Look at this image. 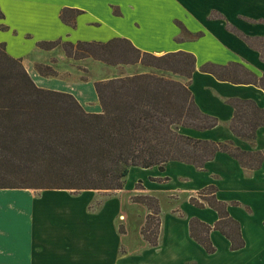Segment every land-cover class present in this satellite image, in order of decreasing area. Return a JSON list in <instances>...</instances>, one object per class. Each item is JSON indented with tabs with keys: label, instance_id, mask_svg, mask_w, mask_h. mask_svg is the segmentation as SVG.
<instances>
[{
	"label": "crops",
	"instance_id": "crops-1",
	"mask_svg": "<svg viewBox=\"0 0 264 264\" xmlns=\"http://www.w3.org/2000/svg\"><path fill=\"white\" fill-rule=\"evenodd\" d=\"M106 1L111 19L69 0H3L0 42H4L9 55L21 58L37 86L72 94L88 112L101 110L96 80L131 75L137 72L133 67L140 63H104L112 76L92 81L74 79L73 71L80 70L74 69V64L82 66L87 57H68L62 42L124 37L140 50L155 55L191 52L195 70L189 79L178 78L188 80L198 108L215 116L218 122L204 130L181 127L180 132L199 139L231 141L245 151L264 150V124L257 127L253 141L236 136L228 126L234 112L228 99H248L264 108V89L253 83L220 80L201 70L205 62H239L258 76L264 74L260 52L228 28L234 27L250 37H264V0H132L131 14H126L116 0ZM109 4L116 11H110ZM138 5L147 12L146 20H151L149 30H144L137 18H132L129 26L122 22L125 14L128 18L136 15ZM65 8L82 10L74 16L73 25L60 18ZM164 15L171 27L167 33L158 25ZM89 16L101 24H89ZM81 20L87 28L107 29V34L101 38L78 36ZM115 20L122 21L115 24ZM197 33L200 35L195 36ZM55 40L60 43L49 49L38 45ZM132 171V188L124 198L125 178ZM125 178L121 189H85L76 193L44 189L33 194L30 201L0 206V264H264V159L257 168L248 169L228 153L218 151L201 169L169 160L163 169L132 166ZM210 185L216 187V198L227 204L228 214L239 223L244 244L238 249H230L229 239L215 228L209 231L213 253H207L190 235V219L210 226L218 220L215 209L204 201L199 206L190 199L202 201L198 192ZM132 195H149L158 202L156 245L149 244L137 227L145 224L150 209L140 201L133 202ZM118 221L123 223L121 231Z\"/></svg>",
	"mask_w": 264,
	"mask_h": 264
},
{
	"label": "trees",
	"instance_id": "trees-1",
	"mask_svg": "<svg viewBox=\"0 0 264 264\" xmlns=\"http://www.w3.org/2000/svg\"><path fill=\"white\" fill-rule=\"evenodd\" d=\"M81 12L65 8L60 18L73 25L74 16ZM228 28L257 49L264 61V37ZM58 43L60 40L38 45L49 49ZM61 45L74 59L91 57L107 65L140 63L147 70L96 80L101 110L88 112L72 94L37 86L21 58L9 55L0 42V189L116 190L123 187L132 166L163 169L169 160H178L201 169L218 151L228 153L248 169L257 168L264 159V150L245 151L231 141L199 139L180 132L181 127L204 130L218 122L198 108L188 80L178 78L191 77L193 53L180 50L155 55L124 37L64 41ZM201 70L220 80L253 83L264 89V74L258 76L239 62H205ZM228 103L234 109L230 130L253 141L257 127L264 124V108L248 99L230 98ZM215 192L216 187L210 185L198 192L202 201L190 198L199 206L204 201L218 213L213 226L196 218L189 221L190 235L207 253L215 251L209 238L212 228L229 239L230 249L244 244L238 221L228 214L227 204L218 200ZM138 196L150 209L141 233L149 244L156 245L158 202L149 195Z\"/></svg>",
	"mask_w": 264,
	"mask_h": 264
},
{
	"label": "rangeland",
	"instance_id": "rangeland-1",
	"mask_svg": "<svg viewBox=\"0 0 264 264\" xmlns=\"http://www.w3.org/2000/svg\"><path fill=\"white\" fill-rule=\"evenodd\" d=\"M70 2L76 3L78 5H81L83 7H85L86 9L90 10L93 14L95 15H99L102 17H106L109 18V14L106 12V0H69ZM115 1V0H114ZM117 4L121 5L126 14H131L134 7V2L132 0H116ZM112 2V1H110ZM110 5V11H116V7L113 4H109ZM138 9L135 11L136 15L134 17H127L125 14L124 19H122V22H126V24L129 26V22L132 18H137L138 20H141L143 25H144V30H149L150 29V25H151V20H146L147 19V12L145 10H142L140 8V6H137ZM90 17V16H89ZM90 20H88L89 24H94V22H99L98 20L90 17ZM111 19V18H109ZM121 21H113V23L115 24H119L121 23ZM99 24H101V22H99ZM98 25V24H97ZM159 27L162 28V30L164 31V33H167L168 31H170L171 27L169 25V20L168 18L164 15L162 16V18L159 21ZM78 36L80 37H85V38H101L104 37L107 34V29H98V28H87L83 25V21H80V29L78 30V32H76ZM76 35V34H75ZM64 46L62 45V48ZM64 50V49H63ZM81 59V58H79ZM82 66L81 64L77 65L76 63L74 64V69H80L79 71H73V78L74 79H78V78H82V79H86V80H96V79H100L102 77H107V76H112L113 72L108 68L107 65H105L103 62L95 60L91 57H87L86 59H83L82 61ZM107 66V67H106ZM143 68L147 69V66H143V65H137L134 66L133 69L136 71H140L143 70ZM107 70V71H104ZM104 71V72H103ZM123 72V71H122ZM168 75H171V73H167ZM88 101H92V100H88ZM134 179V171H132L126 178H125V186H124V192L123 195L124 198L126 196V194L129 192V190L132 188L131 183ZM136 187L139 188L140 184H136ZM41 190L44 189H0V206L1 208L3 207H8L11 205V202H16V201H21V200H29L31 199V197L33 196V194H39L40 192H42ZM68 193H71L69 191H66ZM76 193V192H75ZM133 194V193H132ZM140 196H136V195H132L131 199L133 202H139L141 199H139ZM137 202V203H138ZM141 202V201H140ZM142 204L145 205V203L142 202ZM142 204H138L140 206H143ZM145 208V206H144ZM123 222V221H122ZM144 225H137L138 230H140V234L141 230L143 228ZM118 227L120 229H123V223H119L118 221ZM133 228V224H130V229ZM143 237V235H142ZM146 243V241H144L142 243L143 244Z\"/></svg>",
	"mask_w": 264,
	"mask_h": 264
},
{
	"label": "snow or ice",
	"instance_id": "snow-or-ice-1",
	"mask_svg": "<svg viewBox=\"0 0 264 264\" xmlns=\"http://www.w3.org/2000/svg\"><path fill=\"white\" fill-rule=\"evenodd\" d=\"M3 3V0H0V4H2Z\"/></svg>",
	"mask_w": 264,
	"mask_h": 264
}]
</instances>
